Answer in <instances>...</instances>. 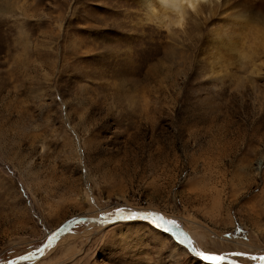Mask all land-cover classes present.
<instances>
[{"label":"rangeland","instance_id":"obj_1","mask_svg":"<svg viewBox=\"0 0 264 264\" xmlns=\"http://www.w3.org/2000/svg\"><path fill=\"white\" fill-rule=\"evenodd\" d=\"M238 10L181 31L138 0H0V264L54 231L17 264H208L146 220L59 229L127 210L264 262V48L207 38Z\"/></svg>","mask_w":264,"mask_h":264},{"label":"bare ground","instance_id":"obj_2","mask_svg":"<svg viewBox=\"0 0 264 264\" xmlns=\"http://www.w3.org/2000/svg\"><path fill=\"white\" fill-rule=\"evenodd\" d=\"M138 1L140 2L144 10V17L146 20L156 21L157 23L164 26L168 30L170 27L176 26L181 31H183L187 25L194 24L199 19L209 18L213 11H216V13L219 14L220 10L224 8L239 7V10L237 12L228 14L227 19H225V17H221L223 21L220 25L209 26V32L207 37L209 42L213 45V47L217 46L223 48L222 52L224 54H226L225 53L226 51L231 50L232 52H235L236 56L243 58L251 57L256 53L258 48L261 47L264 48V34L262 35L263 32L259 34L258 33L259 31L257 29L251 31L249 30L250 26L248 25L250 23L249 21H251V23L255 22V24L264 23V0H138ZM189 3L196 4L195 10H193L188 6ZM245 3L248 4V7L246 8H250V9L248 10H245L246 8L242 9L243 4ZM241 17L244 19L246 18L245 22L244 21L242 22ZM181 18L183 19L181 20ZM230 24L237 25V28L233 29V33L236 34V36L231 35L230 30H227V27ZM255 24L252 26H255ZM260 26L256 25L257 28ZM215 56L219 57L222 55L221 53L219 54L215 53ZM135 211L140 212V214H143L145 217L150 219L154 223L153 226L160 227L159 225L166 223L160 217L151 216V214L150 215L146 214L147 212L144 213L145 211L143 212L138 210H134V211L127 210L122 213L120 212L114 217L124 218L123 220H129L131 218L144 220ZM110 218L111 217H108V219ZM160 228L163 229L162 227ZM170 228L173 234H175L178 238L182 240L184 239L183 235L180 234L182 236L181 237L174 227L170 226ZM184 241L187 242L186 239H184ZM187 243L189 244V242ZM189 246L191 247V249L193 248L191 244H189ZM194 253L198 254V251L196 250ZM12 261L13 260H9L4 264H9ZM262 264H264V262H262Z\"/></svg>","mask_w":264,"mask_h":264},{"label":"water","instance_id":"obj_3","mask_svg":"<svg viewBox=\"0 0 264 264\" xmlns=\"http://www.w3.org/2000/svg\"><path fill=\"white\" fill-rule=\"evenodd\" d=\"M135 212L138 213L139 216H141V218H143L144 220H146L150 224H152V225L154 224L150 219H148L147 217H145L143 214H140V212H137V211H135ZM122 219H124V218L111 217L110 219H108V218H105L104 219V218H99V217L78 216V217L71 218V219H69L66 222L61 223V225L59 226V229H65V228L71 227L75 223L82 222V221H91V222H98V223H107V222L120 221ZM159 226L162 227L167 232V234L175 242H177L178 244L182 245L188 251V253H190L193 256H195L196 258L202 260L198 254H196V253H194V252L191 251V247L189 246V244L186 241L178 238L175 234H173V232L171 231V228H170V226L168 224L163 223V224H161ZM57 233H58L57 231L56 232L54 231L53 233H51L50 235H48L47 238L41 243L40 248H39V250H38L37 253H34V254H22V255L18 256L15 260H13L12 262H10L9 264H17L18 262L27 261V260H33V259L38 258L43 253V251H44V249H45L48 241L51 238H53L54 235L57 234ZM21 257H25V259H21ZM223 262L229 263V264H241V263H238V262H236V261H234L232 259H229V258H226Z\"/></svg>","mask_w":264,"mask_h":264},{"label":"snow or ice","instance_id":"obj_4","mask_svg":"<svg viewBox=\"0 0 264 264\" xmlns=\"http://www.w3.org/2000/svg\"><path fill=\"white\" fill-rule=\"evenodd\" d=\"M190 243V242H189ZM192 252H195L196 250L194 248L191 249ZM200 258L208 262V264H220V262L224 261L226 259L227 253H218L215 251H201L198 253ZM233 256H244L245 253L243 252H233L231 253ZM21 259H25V257H21ZM253 259H257V257H253ZM258 259L264 260V257H259Z\"/></svg>","mask_w":264,"mask_h":264},{"label":"clouds","instance_id":"obj_5","mask_svg":"<svg viewBox=\"0 0 264 264\" xmlns=\"http://www.w3.org/2000/svg\"><path fill=\"white\" fill-rule=\"evenodd\" d=\"M188 6H189L190 8H192L193 10H195V8H196V4H195V3H189ZM182 19H183V18H181V20H182Z\"/></svg>","mask_w":264,"mask_h":264}]
</instances>
